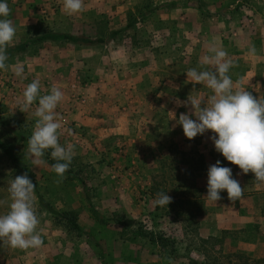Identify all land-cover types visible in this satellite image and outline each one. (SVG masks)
<instances>
[{
    "label": "rangeland",
    "instance_id": "obj_1",
    "mask_svg": "<svg viewBox=\"0 0 264 264\" xmlns=\"http://www.w3.org/2000/svg\"><path fill=\"white\" fill-rule=\"evenodd\" d=\"M127 1L129 9L123 7ZM253 1V7L241 4L239 8L233 7L235 0H216L214 7L202 1L201 13H175L170 10L171 0H84L83 13L70 16L63 11V0H8V18L16 34L19 23H29L27 33L15 36L22 42L11 45L28 44L22 58H16V49L8 56V69L0 71V139L26 171L0 149V214L8 211L12 179L27 174L36 185L43 244L26 250L0 244V264H264V182L251 172L243 174L216 152L210 131L189 140L176 123L181 113H191L190 104L183 102L200 97L207 104L213 94L206 84L183 77L181 69L214 70L203 59L184 63L182 47L194 51L200 28L188 30L190 38L184 40L186 29L180 23L186 22L179 18L195 14L201 23H209V17L216 14L219 23H244L245 19L264 23V5ZM174 3L181 4L180 0ZM142 23L156 26L148 32ZM165 23L176 25L170 29ZM44 33L54 36L34 41ZM61 35L103 42H73ZM144 36V43L153 41L152 50L139 42ZM164 38L181 46L169 50ZM150 52L161 59L140 60L149 58ZM164 55L170 59L164 61ZM168 63L178 74L159 72L155 80L151 78L156 83L149 87L151 92L148 78L141 86L136 66L154 65L160 70ZM17 67L23 68L22 77L15 75ZM94 71L125 97L119 96L116 105L110 104L104 113L95 112L93 100H86L91 82L95 87L100 78L92 75ZM234 71L232 67L229 72L233 89L240 90L245 82ZM33 80L40 81L41 95L52 87L64 93L56 109L59 142L74 145L75 154L63 179L46 158L50 149L41 164L28 151L37 104L24 110L21 101L23 90ZM152 92L172 107L152 106V100H147ZM137 93L145 100L139 102ZM157 100V106L163 103ZM77 112L80 118L83 113L101 115L105 124L95 129L89 125L86 130L74 121L63 122L62 116L70 119ZM151 117L154 122L150 124ZM217 160L232 169L233 178L244 188L240 200H229L226 191H221L217 203L207 199V169ZM251 187L257 188L253 194ZM159 192L172 198L167 207L154 204ZM68 218L77 220L79 229Z\"/></svg>",
    "mask_w": 264,
    "mask_h": 264
},
{
    "label": "clouds",
    "instance_id": "obj_2",
    "mask_svg": "<svg viewBox=\"0 0 264 264\" xmlns=\"http://www.w3.org/2000/svg\"><path fill=\"white\" fill-rule=\"evenodd\" d=\"M84 10V0H63V11L67 15L83 13ZM10 13L8 0H0V71L8 69L6 49L16 35V28L8 18ZM256 52L255 46H250L249 54L254 56ZM208 53L203 57V63L211 65L214 70L191 68L186 76L194 84L204 83L211 89L213 94L210 101L206 104L202 98L193 97L183 102L190 104L191 113H181L176 123L189 140L210 131L213 135L209 139L216 152L238 166L243 174L251 172L257 181L264 182V100L254 97L245 89H233L229 72L234 64L227 59L228 54L222 46H210ZM15 75L22 77L23 68L17 67ZM40 89V81L33 80L22 94L24 110H28L33 103L37 104L34 111L37 119L28 140V151L34 162L41 164L45 162L42 159L45 152L50 149V156L56 161L52 169L57 177L63 179L75 154L74 145L65 146L59 142L58 129L61 125L56 109L64 93L52 87L48 94L41 95ZM177 103L179 105L181 102ZM35 187L27 174L12 179L8 188V211L0 214V244L21 250L42 246L43 240L38 231L40 219L34 199ZM243 190L240 182L233 178L232 169L221 166V161L217 160L208 167L206 197L210 202L217 203L222 198L221 191H226L231 201L240 200ZM171 200L166 192H159L154 204L167 207Z\"/></svg>",
    "mask_w": 264,
    "mask_h": 264
},
{
    "label": "crops",
    "instance_id": "obj_3",
    "mask_svg": "<svg viewBox=\"0 0 264 264\" xmlns=\"http://www.w3.org/2000/svg\"><path fill=\"white\" fill-rule=\"evenodd\" d=\"M161 2H168L169 0H160ZM174 1L177 0H171V8L170 10L175 12V13H188L190 12H194V11H198L201 13L204 7V5L202 4L201 7V2H206V4H210V6L207 7H214V5L217 3L216 0H180V6L179 4H175ZM154 2L157 3V0H154ZM255 1L253 0H248V1H243L240 0V3H237V0H235V4L233 7L239 8L241 6V4H245L248 5L249 7H253V3ZM256 2H258V4L264 5V0H256ZM238 4V5H237ZM129 2H125L123 4L124 8L129 9ZM194 7V8H193ZM211 12H214V9L211 10ZM217 14H219L220 12H218V10L216 11ZM211 15L212 17H209L211 19V22L209 23H201L200 22V18L197 19L195 14L190 15V17L188 16V14H185V16L180 17L179 19H181V22H186V23H180L182 26V28L186 29V31L184 32L185 34V38L184 40L190 38V32L194 29V28H200V35H198L199 37L196 38V42L197 43V47L194 48V51H192L191 53H189V51H184L183 47H182V59L184 60V63H186L187 65H189L193 60L197 61L199 59H203V57L205 55H208V49L210 46H222L224 48V50L227 52L228 56L227 59H230L231 61H233V68H234V72L236 76H240L243 77V81L244 86L240 87V90H246L248 92H250L254 97L256 98H260L262 100H264V23H256V19L254 20L255 23H253L252 19H242L244 20V23H219L216 20H219L217 16ZM264 20V19H263ZM196 22V23H195ZM194 23V24H192ZM28 24L29 23H19V31L15 36H20L22 37L23 32L27 33L26 31L28 30ZM113 23H106L107 27H109V25ZM140 24V23H139ZM156 23H142V25H144V27H148V32L153 30L152 26H156ZM168 28L173 29L172 26H175V23H165ZM178 24V23H177ZM93 25V24H91ZM120 26L121 23H120ZM196 26V27H195ZM155 28V27H154ZM188 30H190L189 34H188ZM169 33V32H167ZM171 33V32H170ZM226 33V35H224ZM146 38V36L143 37V39H139V42H142L144 44L145 47H147V50H152L151 44H153V41L151 40V37L149 36L151 42L149 43V45L147 44V41L144 43V39ZM167 46L169 47V50L171 48H173L174 45H178L179 43L176 42L174 39L171 38H164ZM22 42V39H17V37L14 38V40L9 44H18V43ZM193 43V44H195ZM8 45V46H9ZM180 45V44H179ZM255 46L257 52L256 55H250L249 54V48L250 46ZM12 46V45H11ZM181 46V45H180ZM92 49V48H91ZM90 48H87L86 50H91ZM168 50V51H169ZM145 52V51H142ZM24 54V52H18L16 55V58H22V55ZM146 55H149V58H142L139 57L140 60H149L151 61L152 59L158 60L161 59L160 57H155V53L154 52H150ZM166 56L164 58V61H168L170 58L168 55H164ZM201 57V58H200ZM72 58H75V55L72 56ZM152 58V59H151ZM191 61V62H190ZM192 64V63H191ZM141 66H136V75L137 77L141 78L142 84L141 86L143 87L144 85V78H148V88L150 86L152 87H156V83H154L152 81V79L155 80V76L160 74L159 72H164L167 73L168 76L169 74H178V69H174L172 66H170V63H168V65L166 64L164 66V68H161L160 70L156 67H154V65L152 66H148V67H143L140 68ZM187 67V66H186ZM190 68L187 67V69L185 70V67H183V69H181L180 73H182L181 75L184 77L186 76V72L189 70ZM110 73L109 70H106ZM169 72V73H168ZM92 75L95 76H99L100 78H98V80L95 82L96 86L94 87L93 82H91V87H90V91L88 93H86V100L87 97L90 98V101H92L91 103V108L93 110H95V112H101L104 113V109H106L107 107H109V105H116V100L118 99L119 96H122L123 98H125L123 96V93H120V91H117V89H114L113 91V85L109 83V81L104 80V78H102V74L98 75L97 72H93ZM93 77V76H91ZM152 78V79H151ZM188 78V77H187ZM106 81V82H105ZM135 82H139V80H135ZM134 83V82H133ZM166 83V82H165ZM100 86L102 91L96 90V87ZM149 91L151 92L152 90L149 88ZM120 93V94H119ZM153 93V92H152ZM138 98L137 100H139V102L144 101L145 99L143 98V96H141L140 93H137ZM154 95V93H153ZM151 95L149 96V98H147L148 101L152 100L153 105L155 107H163V108H167V107H172L171 104L169 102H167L164 98L163 99H158L159 101H163V103H159V105L157 106V94H155L154 96ZM120 97V98H122ZM113 98L115 99L113 101ZM157 100V101H158ZM132 101V100H128ZM114 102V103H113ZM93 103H95V107L96 109L93 107ZM100 105L101 111L100 109H98V106ZM125 107V106H124ZM123 107V108H124ZM86 111L90 112V106L88 105L86 107ZM136 108H138L136 106ZM83 113V112H82ZM73 114L72 117H70V119H68L67 116H62L63 118V122H68L69 120L74 121L76 123V125H81L83 126L86 130H87V126L91 125V129H95L98 125H102L105 124V117H100L101 115H96L95 117L92 114L88 113H83V118L79 117V112L77 113H71ZM152 117L149 120V123H153L154 120H151ZM8 120V119H7ZM94 132V131H92ZM123 134V132L121 133ZM250 190H252L251 194L255 193L257 188L256 187H251ZM258 192V191H257ZM76 218V217H75ZM263 218V217H262ZM77 224H79L77 222V220L75 221ZM80 227V225H79ZM85 231V230H84ZM87 235V234H84Z\"/></svg>",
    "mask_w": 264,
    "mask_h": 264
},
{
    "label": "trees",
    "instance_id": "obj_4",
    "mask_svg": "<svg viewBox=\"0 0 264 264\" xmlns=\"http://www.w3.org/2000/svg\"><path fill=\"white\" fill-rule=\"evenodd\" d=\"M53 36H54L53 33H44V34L39 35L38 37H36L34 39V41L35 42H39L41 40H45V39H47L49 37L51 38ZM61 36H62V38L71 39L73 42L79 41V42H86V43H90V44L103 42V39H96V40H91V39H84L83 40V39H81V40H83V41H81L79 38L71 37L69 35H61ZM27 44L28 43L26 42V43H22V44H19V45H14V46L9 45V46H7V49H6L7 55L11 56L12 54H14V51L16 49L18 50V52H24V49L26 48ZM7 121H9V120H7ZM0 149L10 159V161L13 164H15V166L18 169L26 171V168L23 165H21L18 156L15 153H13V151L10 149V147L7 145V143L3 142L2 139H0ZM46 158L52 165L56 162L55 160H53L51 158L50 155H48ZM236 167H238V166H236ZM67 220H69L70 225L72 227H74L76 229H79L78 224L72 218H68Z\"/></svg>",
    "mask_w": 264,
    "mask_h": 264
}]
</instances>
